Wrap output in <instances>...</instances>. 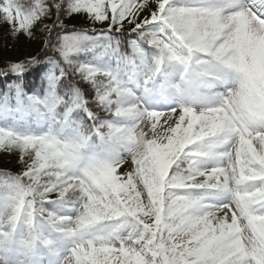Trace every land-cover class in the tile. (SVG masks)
<instances>
[{"label": "snow or ice", "instance_id": "6c2138e0", "mask_svg": "<svg viewBox=\"0 0 264 264\" xmlns=\"http://www.w3.org/2000/svg\"><path fill=\"white\" fill-rule=\"evenodd\" d=\"M0 21L43 36L0 60L22 168L0 264H264V0H0Z\"/></svg>", "mask_w": 264, "mask_h": 264}, {"label": "trees", "instance_id": "16d2710c", "mask_svg": "<svg viewBox=\"0 0 264 264\" xmlns=\"http://www.w3.org/2000/svg\"><path fill=\"white\" fill-rule=\"evenodd\" d=\"M22 2L27 3L28 0H22ZM48 3L51 4L52 0H48ZM52 18L54 19L55 16ZM46 22L51 23V20ZM65 23L68 25L70 30L79 29L82 25L85 27H91L90 24H84V17L80 15L67 17L65 19ZM10 32V26L0 21V60H15V58L22 59L32 50L36 53L42 47L43 36L38 28L34 29L35 38L32 40H29L27 37H25L23 33L13 40ZM81 58L83 59V56ZM29 79H31V77H29ZM3 90V88H0V94H2ZM10 157L12 160H15L18 158V154L14 155L10 153ZM0 183H2L1 177Z\"/></svg>", "mask_w": 264, "mask_h": 264}, {"label": "rangeland", "instance_id": "374dc122", "mask_svg": "<svg viewBox=\"0 0 264 264\" xmlns=\"http://www.w3.org/2000/svg\"><path fill=\"white\" fill-rule=\"evenodd\" d=\"M36 53L33 52V50L29 53H27L26 56L35 55ZM17 58H15L16 60ZM22 168L19 162V159L12 160L10 157V153H5L2 150H0V173L8 172L10 174L16 175L21 172ZM2 178V182L4 177L0 175Z\"/></svg>", "mask_w": 264, "mask_h": 264}]
</instances>
